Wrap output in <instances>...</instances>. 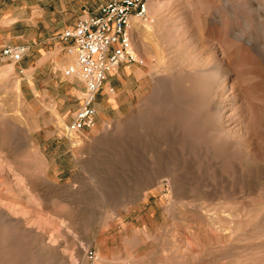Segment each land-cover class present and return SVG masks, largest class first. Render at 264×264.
Returning <instances> with one entry per match:
<instances>
[{"label": "rangeland", "instance_id": "rangeland-1", "mask_svg": "<svg viewBox=\"0 0 264 264\" xmlns=\"http://www.w3.org/2000/svg\"><path fill=\"white\" fill-rule=\"evenodd\" d=\"M38 6L66 27L96 9ZM135 32L143 64L71 138L59 85L72 60L33 79L0 59V264H264V0H152ZM220 60L238 100L198 75Z\"/></svg>", "mask_w": 264, "mask_h": 264}, {"label": "built area", "instance_id": "built-area-1", "mask_svg": "<svg viewBox=\"0 0 264 264\" xmlns=\"http://www.w3.org/2000/svg\"><path fill=\"white\" fill-rule=\"evenodd\" d=\"M152 0H107L96 14L79 17L74 25L59 35L67 44L73 61L65 68V75L76 77L84 84L80 104L65 126L64 136H76L94 127L97 117V93L103 89L107 75L123 63L138 62L135 50V24L150 20ZM23 47H6L3 57L21 61ZM114 92L113 87L108 88Z\"/></svg>", "mask_w": 264, "mask_h": 264}, {"label": "crops", "instance_id": "crops-1", "mask_svg": "<svg viewBox=\"0 0 264 264\" xmlns=\"http://www.w3.org/2000/svg\"><path fill=\"white\" fill-rule=\"evenodd\" d=\"M106 1L91 0L92 5L96 6L95 12L85 15L96 14L99 7ZM38 2L39 0H0V59L8 58L3 57L4 48L23 47L25 51L19 63L20 66L30 71L33 79L36 75L48 71L50 59H56V66L59 64L61 68L71 60L73 61V56L67 51V44L59 37L66 28V23H53L50 15L38 6ZM63 4H66V1ZM131 64L123 63L107 75L103 89L97 93L95 104L97 111H104L118 103V100L117 102L113 101L111 94L117 92L120 86L125 84L129 86L123 75L132 72V70L135 71V68H129ZM122 66H125L124 69ZM114 85L118 87L116 90ZM59 86L62 88V101L59 108L66 114L75 112L80 104L79 94L84 90V84L76 77L66 76L62 78V85ZM109 87H113L114 92H109ZM102 90L105 91L104 100L99 101L98 97H101ZM70 99H75L74 106L70 103L66 104Z\"/></svg>", "mask_w": 264, "mask_h": 264}, {"label": "bare ground", "instance_id": "bare-ground-1", "mask_svg": "<svg viewBox=\"0 0 264 264\" xmlns=\"http://www.w3.org/2000/svg\"><path fill=\"white\" fill-rule=\"evenodd\" d=\"M153 7V6H152ZM154 8V7H153ZM225 39V38H224ZM218 46H220V45H218ZM215 48V47H214ZM220 48H221V46H220ZM219 48V49H220ZM216 49H217V47H216ZM215 49V50H216ZM222 49V48H221ZM214 50V49H213ZM157 51V50H156ZM224 50H222V52H223ZM163 52V51H162ZM157 53V52H156ZM155 53V54H156ZM218 53V52H217ZM162 55V54H161ZM209 56V55H208ZM211 56V55H210ZM218 56V55H217ZM220 57H221V55H220ZM222 57H223V55H222ZM162 58V57H161ZM208 58H210V57H208ZM213 58V57H212ZM215 58V57H214ZM213 58V59H214ZM222 59V58H221ZM192 60V59H191ZM195 60V59H194ZM193 60V61H194ZM210 60V59H209ZM196 61H198L197 59H196ZM201 61H202V59H201ZM204 61V60H203ZM202 61V62H203ZM191 62V61H190ZM195 62V61H194ZM200 62V61H199ZM205 62H206V60H205ZM214 62V61H213ZM210 63H211V61H210ZM217 63V62H216ZM59 65V64H58ZM203 65V64H202ZM216 66L212 69V72L211 71H209V69L208 70H203L202 69V67H201V70H203V71H198V75L200 76V75H206V77L208 76V75H210V73H212V75H211V79H212V77H213V75H215L216 77H214L213 79H212V86L214 87V91H220V89H221V87H223L224 85H223V83H222V81L223 80H228V79H231V69L230 68H224L225 66H223V60L221 61H219L217 64H215ZM231 67V66H230ZM192 70V69H191ZM194 70V69H193ZM211 70V69H210ZM158 71V70H157ZM163 71V70H162ZM208 72H210L208 75H207V73ZM3 73V72H2ZM233 73V72H232ZM137 74H141V72L140 71H137ZM159 75V74H158ZM198 75H197V77H198ZM220 75V76H219ZM201 78H202V76H200ZM199 77V78H200ZM198 79V78H197ZM209 79V78H208ZM207 79V80H208ZM199 80H202V79H199ZM235 81V80H234ZM233 81V82H234ZM19 82V81H18ZM18 82H17V84H18ZM209 82H210V80H209ZM231 83L228 87H227V89H229L228 91H229V93L228 94H232L236 99L238 98V96H239V94L237 93H235V84L234 83ZM204 83V82H203ZM203 83H202V85H203ZM205 85V87H206V85H208L207 84V82H206V84H204ZM17 86V85H16ZM19 86V85H18ZM17 86V87H18ZM207 87H209V86H207ZM225 87V86H224ZM224 87H223V89H224ZM16 88V87H15ZM18 89H19V87H18ZM209 89V88H208ZM212 89V88H211ZM210 89V90H211ZM226 89V88H225ZM224 89V90H225ZM226 89V90H227ZM240 89V88H239ZM183 90V89H182ZM171 92V91H170ZM179 92V91H178ZM180 93V92H179ZM178 93V94H179ZM217 93V92H216ZM218 93H221V91L220 92H218ZM223 94H224V92H222ZM241 95V94H240ZM114 97V96H113ZM219 97V96H218ZM220 98V97H219ZM225 98V97H224ZM221 100V99H220ZM238 100V99H237ZM182 101V100H181ZM223 101H224V99H223ZM245 101V100H244ZM250 101V100H249ZM213 102V101H212ZM209 105V107H211L212 105H213V103H212V105L210 106V104H208ZM220 105V104H219ZM225 106V105H224ZM227 106V105H226ZM221 107V105H220V107H218V109H217V106H216V109L218 110V115L217 116H219V117H222V115H224V113H225V110L226 109H228L229 107L227 106V107ZM249 106V105H248ZM250 107V106H249ZM248 107V108H249ZM157 109V108H156ZM209 110V109H208ZM248 110V109H247ZM194 111V110H193ZM237 111V110H236ZM243 111V110H242ZM231 113H232V111H231ZM53 114H54V116L56 117V118H58L61 122H63L64 121V119H63V117L61 116V114L59 113V111L58 110H53ZM237 114V113H236ZM244 114H245V112H244ZM253 114V113H252ZM230 117V116H229ZM250 118V117H249ZM215 119V118H214ZM221 120V119H220ZM248 120V119H247ZM210 121V120H209ZM250 121V120H249ZM204 122V121H203ZM206 122V121H205ZM198 123V122H197ZM209 123V122H208ZM218 123V122H217ZM236 123V122H235ZM249 124V123H248ZM129 125V124H128ZM132 125V124H131ZM235 125V124H234ZM96 125H94V127H95ZM224 126V125H223ZM93 127V128H94ZM211 128H209V130H210ZM225 130V129H224ZM231 130V129H230ZM229 130V131H230ZM212 131V130H211ZM216 132V131H215ZM231 132V131H230ZM222 136V135H221ZM71 138V137H70ZM205 140V139H204ZM166 151V150H165ZM190 151V150H189ZM189 154H190V152H189ZM246 154V153H245ZM171 155V154H170ZM175 155H177V153L175 154ZM191 156V155H190ZM193 156V155H192ZM166 157V156H165ZM171 157V156H170ZM169 157V158H170ZM169 158H166V159H169ZM183 158H186V157H183ZM182 157H181V159H183ZM191 158V157H190ZM177 159V158H176ZM188 159V158H187ZM180 160V159H179ZM185 160V159H184ZM182 161V160H181ZM181 161H178V162H180V163H182L183 165L185 164V162H181ZM189 161H190V159H189ZM176 164H178L177 162H176ZM181 165V164H180ZM179 165V166H180ZM193 165V164H192ZM191 165V166H192ZM194 166V165H193ZM176 168V167H175ZM186 168V167H185ZM196 171V170H195ZM169 172V171H168ZM183 172V171H182ZM188 172V171H187ZM166 174V173H165ZM177 174H178V172H177ZM187 174V173H186ZM186 174H185V176H186ZM193 174V173H192ZM183 177V176H182ZM204 177V176H203ZM197 179V178H196ZM204 179V178H203ZM13 180V179H12ZM186 180H187V178H186ZM208 180V179H207ZM202 181V180H201ZM185 182V181H184ZM6 184V183H5ZM18 184V183H17ZM16 185V184H15ZM19 185H20V183H19ZM211 185V184H210ZM21 190V189H20ZM11 191V190H10ZM22 192V191H21ZM42 194V193H41ZM3 202V201H2ZM6 202V201H5ZM6 204H9V203H6ZM6 204H4V206L6 207ZM9 206H11V204H9ZM12 206H13V204H12ZM13 208H15V207H13ZM3 209V208H2ZM2 209H0V220H2V221H5V222H9V220L10 221H12L11 220V217H9L10 215H7L5 212H4V209L2 210ZM7 209V208H6ZM9 209V208H8ZM11 210V209H10ZM14 215V214H13ZM227 215V214H226ZM228 216V215H227ZM15 218H18L17 216L15 217ZM216 220V219H215ZM2 221H0V222H2ZM19 221V220H18ZM18 221H17V224H19L18 223ZM220 221V220H219ZM20 222V221H19ZM21 223V222H20ZM12 224V223H11ZM17 224H15V225H17ZM229 224V223H228ZM22 224H19V227L21 226ZM24 225V224H23ZM25 226V225H24ZM213 226V225H212ZM220 226V225H219ZM19 227H17V228H19ZM21 228H22V226H21ZM22 231V230H21ZM31 231V230H30ZM25 232V231H24ZM23 231H22V235H24V234H26V233H28V232H25L24 233ZM215 232V231H214ZM218 232V231H217ZM211 233V232H210ZM29 236H31L30 234H28ZM25 236V235H24ZM23 236V237H24ZM28 237V236H27ZM33 237H34V235H33ZM32 238V237H31ZM37 238V237H36ZM41 238V237H40ZM213 238V237H212ZM215 238V237H214ZM2 239H3V237H2ZM9 239V238H8Z\"/></svg>", "mask_w": 264, "mask_h": 264}]
</instances>
